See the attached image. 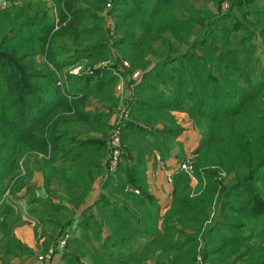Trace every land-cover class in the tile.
I'll return each mask as SVG.
<instances>
[{
    "label": "trees",
    "instance_id": "1",
    "mask_svg": "<svg viewBox=\"0 0 264 264\" xmlns=\"http://www.w3.org/2000/svg\"><path fill=\"white\" fill-rule=\"evenodd\" d=\"M54 3L57 22L40 0L0 9V249L33 252L12 232L26 216L45 249L68 234L52 264H264V0ZM82 58L141 74L129 79L113 172V68L57 85L56 71ZM92 100L100 107L88 109ZM186 122L200 138L192 174H172L161 213L147 153Z\"/></svg>",
    "mask_w": 264,
    "mask_h": 264
},
{
    "label": "rangeland",
    "instance_id": "2",
    "mask_svg": "<svg viewBox=\"0 0 264 264\" xmlns=\"http://www.w3.org/2000/svg\"><path fill=\"white\" fill-rule=\"evenodd\" d=\"M22 1H27V2L32 1L33 2V1H37V0H0V9H2L3 7H5L11 3H14L15 5H19L20 2H22ZM40 1L45 4L46 10H48L50 12V14L56 16L55 20H58V17L54 11V9L56 8L54 0H40ZM111 23H112L111 18H108L107 19V26L110 29H111L110 26H112ZM109 24H111V25L109 26ZM60 41H61V39L56 38L55 39V46H56V43H60ZM71 48H73V47H71ZM70 52L71 51L67 52V54H70ZM67 56H69V55H67ZM112 60H113L112 58L108 59L107 61L104 62V64L102 63L101 66L94 67V66H96L94 64H97L99 62L90 64L89 60H85L82 58L72 65L70 64V65L65 66L61 71H59V72L56 71L57 81H58V79L60 80L61 89L64 88L63 90H65V89L69 88L71 86V84L77 83V80L71 81V79H70L71 75L80 76L82 73L89 75V74H92V72L98 68H101V67H104L107 65L111 66L113 69H111L112 71L110 72V74L116 75V79H114V81H113V86H114V94L118 100V103H117L118 105L116 106L115 111H113L114 113H112V116H111V118H113L115 116V113L117 111H119L120 108H122V105L125 103H128V100L130 98V87L129 86H130V80L132 79L131 76L133 75V72L131 73L130 78H129L128 77L129 75L126 74L125 68L123 66H120L118 64H115L112 66V64H113ZM123 65L127 66L128 64L125 65L123 63ZM133 81H135V80H133ZM89 106H90V109L95 110L98 107H100V104L97 105V104H95V102L92 103V101H90L88 103L87 107L89 108ZM129 118H130V116L127 114V118L125 120H129ZM186 126H188V128H189L188 133L182 131L181 133H179V136L176 138V141L170 142L169 144H166V145L165 144L162 145V143L156 142L155 146L157 149H152L151 152L147 153V154H149V157L151 155H154V156H158L160 158L164 157V158L168 159V158H171L173 156H178L179 154H182L184 157L191 160L192 157L190 154H193L192 152L196 148L200 138H199V135H196L197 132L193 133L194 131H193L190 124H187ZM156 127L158 129L161 128L160 125H157ZM183 128H184V126H183ZM155 130H156L155 127L154 128L151 127L147 131L144 130L143 131V135H145L144 140H147V139L153 140V136L151 134H147V133L148 132L155 133ZM173 132H177V131L175 129H173ZM183 133H184V135H183ZM163 135L164 134L159 133V136L163 137ZM193 136L195 137V141H194V139H192ZM180 137H181V139H180ZM167 139L170 140V137H167ZM179 143H181V149L180 150H179V147H180ZM152 148H153V145H152ZM171 184H172V182H171ZM172 188H173V185H172ZM16 199L17 200L14 203H15V205H17L15 207H18V206H20L19 204H21L19 201L21 200V202H22L23 199L22 198H20V199L16 198ZM25 202H26V200H25ZM157 202H158V199H157ZM24 204H26V203H24ZM219 215H220L219 205H216L211 210L210 219L212 220V219L218 218ZM53 246H56V244H50L47 247V249L40 250L35 255L44 254ZM34 257H33V259H34ZM33 259H31L29 264H31Z\"/></svg>",
    "mask_w": 264,
    "mask_h": 264
},
{
    "label": "crops",
    "instance_id": "3",
    "mask_svg": "<svg viewBox=\"0 0 264 264\" xmlns=\"http://www.w3.org/2000/svg\"><path fill=\"white\" fill-rule=\"evenodd\" d=\"M93 102L95 101L92 100V103ZM88 109H90V106ZM178 116L183 117V115H178ZM187 124L189 123L186 122L184 125ZM192 139H194L195 141L194 136L192 137ZM184 158L185 157L183 155L173 156L168 159L166 158L163 159L154 155H151L150 157L149 155L147 156V161H146L147 183L151 193L154 194V196L158 199V204L160 206L161 213L165 211L166 207L169 205L171 200L170 196L172 191V184L167 181V176L169 173L176 172V167L178 163L182 161ZM33 181L38 187L41 188V177L39 173L35 174ZM99 182L100 180L98 179L94 183L91 194L85 199L84 204L81 206L78 212L93 205L100 188ZM22 199L23 200L20 203L24 207L25 206L24 203H26L25 198ZM23 218L24 219L22 221V224L15 226L12 232L18 240H20L25 246H27L33 252L30 255L19 256L18 254L15 255L5 254L4 249H0V264H29L31 259H33V257L38 251L45 249V246L43 244L44 237L36 238L35 236L34 226L36 224V221L35 222L34 220L32 221V218L28 219V217L26 216H24ZM58 259L59 256L57 255L55 256L54 261H57Z\"/></svg>",
    "mask_w": 264,
    "mask_h": 264
},
{
    "label": "built area",
    "instance_id": "4",
    "mask_svg": "<svg viewBox=\"0 0 264 264\" xmlns=\"http://www.w3.org/2000/svg\"><path fill=\"white\" fill-rule=\"evenodd\" d=\"M109 6V4H108ZM57 22V20H56ZM111 24H109L110 26ZM111 27V26H110ZM57 28V26H55ZM105 61H101L97 64H94L96 66L94 67H99L104 64ZM125 65H127L126 61H123ZM92 72V71H91ZM133 80L138 81L141 77V74L139 71L133 72V75L131 76ZM57 85L61 87V82L58 79ZM131 87V85H130ZM131 93V90H130ZM129 102V101H128ZM129 110V103H125L122 105V108H120L119 111L115 113V116L113 117L112 120V128L110 130L108 139H107V144L109 148V157H108V162H107V171L108 172H113L116 168V165L118 164L119 158H120V153H121V134H122V128L124 126L125 119L127 118ZM192 161L190 159H187L186 157L180 161L176 167V172L177 171H183L189 175L192 174ZM172 174L169 173L167 176V181L169 183L172 182ZM68 238V234H65L63 237L59 238L56 246L51 247L46 253L44 254H37L35 255L33 261L31 264H52L54 261L55 256H60L58 253V250L62 249L66 243V240Z\"/></svg>",
    "mask_w": 264,
    "mask_h": 264
}]
</instances>
